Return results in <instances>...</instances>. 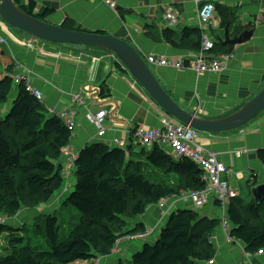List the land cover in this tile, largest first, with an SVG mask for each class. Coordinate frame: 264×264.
Returning a JSON list of instances; mask_svg holds the SVG:
<instances>
[{
    "label": "crops",
    "instance_id": "1",
    "mask_svg": "<svg viewBox=\"0 0 264 264\" xmlns=\"http://www.w3.org/2000/svg\"><path fill=\"white\" fill-rule=\"evenodd\" d=\"M105 1L19 0L21 5L33 2L34 13L38 15L49 9L50 12L43 20L49 25L62 27L67 23L74 29L102 32L126 42L139 54L169 97L198 119L213 121L228 117L239 111L262 90L264 0H110L116 4L114 10ZM207 2L221 4L235 12L229 28L231 36L225 26L206 28L204 32L211 40L224 43L226 35L230 39L239 37L244 32L250 35L247 43L232 46L229 52L232 58L224 70L219 74L197 75L190 70L178 71L148 65L146 57L149 55L181 59L199 51L193 48L198 42L195 36L182 42L181 34L185 28L200 29L196 11L200 4ZM117 8L123 12L117 13ZM166 9L173 11L176 17V24L172 27H168L164 20ZM215 19L218 25L223 24L216 14ZM9 27L0 18V48L4 51L0 62L4 74H0V77H16L20 69L13 68L9 74L5 71V66L11 61L30 73L31 85L41 93L44 114L47 117L74 111V130L70 132V141L65 148L70 156L77 157L84 147L93 143L115 147L114 143L118 141L126 148L130 143L133 145L131 133L135 128H160V109L115 57L110 58L95 47L40 41L27 34L15 33ZM165 28L175 32V46L162 39L161 33ZM28 44H31V48ZM95 57L101 59L100 62ZM93 59L97 61L92 74L90 66ZM101 90L103 95L96 96ZM77 93L90 96L87 110L95 112L103 108L108 111L103 136L98 137L96 128L85 119L84 110L75 107L73 96ZM12 96L14 100L15 91ZM63 126L66 128L64 123ZM197 141L206 150L216 152L227 168V172L220 177L221 181L227 182L236 190L237 197L243 201L253 200L252 189L264 185V163L257 156V151L264 149V113L236 130L198 132ZM165 149L169 153L168 148ZM238 151L242 153L236 155ZM65 158L66 155L61 154L57 161L63 168L67 164ZM61 197L62 190L47 204L57 205ZM182 209L195 210L200 216L210 219H220L219 213L225 211L224 216L227 219V206L224 209L217 206L214 195L210 192L204 207L199 210L193 207L189 199L170 198L162 207L150 206L143 215L129 219L125 230H133L138 226L142 230L144 228L148 231L144 240L150 239L151 242L158 236L170 215ZM14 218L15 216L11 221L16 227L18 224ZM129 239L121 238L115 251L91 264L129 262L131 255L141 249L144 241ZM211 244L215 250L213 264H264V253L250 255L245 253L242 244L228 243L222 227L214 230Z\"/></svg>",
    "mask_w": 264,
    "mask_h": 264
},
{
    "label": "trees",
    "instance_id": "2",
    "mask_svg": "<svg viewBox=\"0 0 264 264\" xmlns=\"http://www.w3.org/2000/svg\"><path fill=\"white\" fill-rule=\"evenodd\" d=\"M13 1L40 21L50 12L47 9L38 15L33 2L21 5L19 0ZM214 6L223 21L218 28L227 27L230 35L234 10L218 3ZM62 28L84 31L67 23ZM201 35L200 29L185 28L181 41L195 36L198 42L193 48L200 50ZM161 36L175 46L173 30L165 28ZM231 50L232 46L214 42L209 55ZM2 56L0 48V62ZM14 67L10 61L5 71L9 74ZM14 91L10 109L2 115V106ZM69 141L70 132L62 121L47 117L43 105L25 91L23 84L15 83L10 76L0 77V217H13L22 209L47 204L62 190L65 167L57 161ZM257 156L264 163V149L258 150ZM72 164L74 189L60 210L36 217L34 233L49 248L29 244L17 247L14 244L23 243L19 236L24 225L21 229L0 225V237L6 234L11 243L8 252L0 256V264H91L115 251L121 238L145 232L139 226L125 230L129 219L143 215L162 199L181 191H201L207 185L197 165L185 157H174L158 144L146 148L130 143L123 150L93 143L84 147ZM226 218L231 242L242 244L250 255L264 252V200L256 206L253 200L246 203L235 197L228 202ZM221 224V219L202 217L192 209L178 210L170 215L155 240L142 242L128 264H208L215 255L211 236Z\"/></svg>",
    "mask_w": 264,
    "mask_h": 264
},
{
    "label": "built area",
    "instance_id": "3",
    "mask_svg": "<svg viewBox=\"0 0 264 264\" xmlns=\"http://www.w3.org/2000/svg\"><path fill=\"white\" fill-rule=\"evenodd\" d=\"M105 3L107 6L114 8V3L112 1L106 0ZM215 14L214 3L207 2L198 6L196 18L198 20V26L202 30V35L200 39V50L196 53V55H188L181 59L149 55L146 57V63L150 66L175 69L178 71L190 70L197 75L205 73L219 74L222 72L225 65L229 62L228 57H211L208 55V52L214 49V42L204 32L206 28L218 27ZM202 17L208 18L209 21L206 22L202 19ZM164 20L170 26L175 25L176 17L173 14V11L166 9ZM27 46L31 48V44H28ZM95 65L96 60L93 59L90 66L92 74L95 72ZM15 69L20 70H18L19 72L16 77L13 78L14 82L23 84L25 91L29 95L37 99L39 102H42L41 93L31 86L30 73L18 65H15ZM97 94L99 95L100 93H96V96ZM88 98L90 99V96H84L81 93H77L73 96V101L76 103V108H82L84 110L85 119L96 128L98 137H101L105 132L104 122L108 117V111L103 108H99L95 112L87 110ZM56 117L65 124L66 128L71 133L73 132L75 125L74 111L61 113ZM158 121L160 124V128L158 129H146L143 127L135 128L131 133L133 145H141L142 147L150 148L154 144H158L163 148H168L174 157H185L197 165L203 171V179L207 183L206 188L201 191H181L179 194L162 199L158 203V206L162 207L166 200L176 198L178 200L189 199L194 207L200 208L207 202L208 193L212 192L214 195V201H217L220 208L224 209L229 200L237 197L238 193L236 190L231 188L227 182L221 181L220 177L222 174L227 172V168L219 160L218 154L214 151L206 150L204 147L199 145L197 141V130L174 121L161 110L158 111ZM114 145L122 148L123 150L125 149L123 144L118 141H115ZM64 153L63 154L66 155V161L72 163L75 158L70 156L69 151L67 152L66 149L64 150ZM240 153L241 152H236L237 155ZM4 220V217H0V225H3ZM221 227L226 233L227 242L233 243L228 237L229 226L225 225V221L222 222ZM147 236L148 231H145L143 233L133 235L130 238L133 240H144ZM263 253L264 252L262 251L258 252V254ZM208 264H213V261H210Z\"/></svg>",
    "mask_w": 264,
    "mask_h": 264
},
{
    "label": "water",
    "instance_id": "4",
    "mask_svg": "<svg viewBox=\"0 0 264 264\" xmlns=\"http://www.w3.org/2000/svg\"><path fill=\"white\" fill-rule=\"evenodd\" d=\"M117 13L123 12L120 8ZM0 18L10 27L18 29L32 38L65 45L95 47L102 50L110 58L115 57L126 69L134 81L152 99L155 105L174 121L189 126L198 132H226L244 127L264 110V86L262 90L248 101L236 113L217 120H203L186 112L178 106L161 87L148 66L126 42L96 32L66 30L62 27L49 25L19 9L13 0H0ZM250 40L248 32L239 37L229 39L226 35L225 44L242 45ZM256 206L264 200V185L256 186L251 191Z\"/></svg>",
    "mask_w": 264,
    "mask_h": 264
},
{
    "label": "rangeland",
    "instance_id": "5",
    "mask_svg": "<svg viewBox=\"0 0 264 264\" xmlns=\"http://www.w3.org/2000/svg\"><path fill=\"white\" fill-rule=\"evenodd\" d=\"M166 25L168 27L174 26V25L170 26L167 23H166ZM10 29H11V31H14L15 33H19L20 35L26 34L20 30L19 31L16 30L15 28H10ZM40 41H43V40H40ZM228 54H231V53H228ZM97 55L101 56L100 54H97ZM96 59L99 62L101 60L99 58H96ZM0 74H4L2 65H0ZM12 77H13V75H12ZM12 100H13V96H10L8 102L2 106V111H1L2 115H5L8 112ZM262 113H264V110L259 115H261ZM168 151H169V153H171V151L169 149H168ZM238 152L242 153V151H238ZM70 168H72V163H69V161H67V164H66L65 168L63 169V175H65V177H64V186L62 188L63 197H61L60 203H58L57 205H53V206H51V204H47L46 206L21 210L20 212H18L15 215V218H14L15 219L14 221L17 222V224H18V226H16V227H14V225H13L14 223H13V221H11V218H13L14 216L13 217H4L5 220H4L3 225H5V226H9V227L14 228V229H21L24 225V227H23L24 230H21L22 234L19 236V237L23 238V240H22L23 243L14 244L15 246L19 247V246H25V245L29 244L30 246H34V247H42L44 249L49 248L47 246V244L45 243V240L42 237H39L34 233L36 217L38 215L53 214V212H54L53 209L55 207H56V209H54L55 211L60 210L61 203L65 200V198L67 196H69V194L74 189V185H75V178H74L73 174L71 173ZM244 202H246V201H244ZM203 207L204 206H202L200 208H196V207H194V208L196 210H199ZM222 213H219L218 217L221 219L222 222L225 221V225L229 226L228 221H227V219H225V216H224L225 211H223ZM64 231H65V229L62 230V233ZM10 248H11V243H10L9 237L6 234L2 235L0 237V256L2 254H6ZM122 264H128V262L123 261Z\"/></svg>",
    "mask_w": 264,
    "mask_h": 264
},
{
    "label": "bare ground",
    "instance_id": "6",
    "mask_svg": "<svg viewBox=\"0 0 264 264\" xmlns=\"http://www.w3.org/2000/svg\"><path fill=\"white\" fill-rule=\"evenodd\" d=\"M114 3V2H113ZM109 7V6H108ZM110 9H112V10H114L115 8H116V4L114 3V8H111V7H109ZM202 19L203 20H205L206 22H208L209 20H208V18H206V17H202ZM229 37V36H228ZM229 39H230V37H229ZM225 42V41H224ZM223 45L224 46H236V45H228V44H225V43H223ZM212 51V50H211ZM209 53H210V51L208 52V55H209ZM194 55H196V53L194 54ZM209 56H211V57H215V56H213V55H209ZM217 56H226V57H228V61L232 58V54H228V53H226V54H220V55H217ZM32 86V85H31ZM33 87V86H32Z\"/></svg>",
    "mask_w": 264,
    "mask_h": 264
},
{
    "label": "clouds",
    "instance_id": "7",
    "mask_svg": "<svg viewBox=\"0 0 264 264\" xmlns=\"http://www.w3.org/2000/svg\"><path fill=\"white\" fill-rule=\"evenodd\" d=\"M88 100H90V99H88ZM38 101V100H37ZM89 102V101H88ZM41 104H42V102H40ZM70 132V131H69ZM66 148V146L63 148V149H65ZM63 149H62V151H61V154H63ZM64 155V154H63ZM74 158H76V157H74ZM157 206H158V204H157ZM97 260V259H96ZM93 262V261H92Z\"/></svg>",
    "mask_w": 264,
    "mask_h": 264
}]
</instances>
